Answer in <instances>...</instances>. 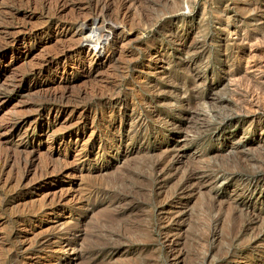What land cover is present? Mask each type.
Returning <instances> with one entry per match:
<instances>
[{
	"label": "rangeland",
	"instance_id": "rangeland-1",
	"mask_svg": "<svg viewBox=\"0 0 264 264\" xmlns=\"http://www.w3.org/2000/svg\"><path fill=\"white\" fill-rule=\"evenodd\" d=\"M246 80L264 0H0V264H264Z\"/></svg>",
	"mask_w": 264,
	"mask_h": 264
},
{
	"label": "bare ground",
	"instance_id": "bare-ground-1",
	"mask_svg": "<svg viewBox=\"0 0 264 264\" xmlns=\"http://www.w3.org/2000/svg\"><path fill=\"white\" fill-rule=\"evenodd\" d=\"M57 1V0H56ZM84 1V0H83ZM73 2H75V1H73ZM108 2V1H107ZM105 8V7H104ZM165 8V7H164ZM56 9V8H55ZM34 10H36V8L34 9ZM128 11V10H127ZM70 12V11H69ZM260 12V11H259ZM37 13V12H36ZM100 13H103V11L102 12H100ZM74 14V13H73ZM83 14V13H82ZM104 14V13H103ZM48 15V14H47ZM50 16V15H49ZM85 16V15H84ZM73 17V16H72ZM78 17V16H77ZM82 17V16H81ZM88 17V16H87ZM86 17V18H87ZM52 18V17H51ZM85 18V17H84ZM97 18V17H96ZM75 19V18H74ZM99 19V18H98ZM97 19V20H98ZM67 20V19H66ZM79 20H81V18L80 19H78L77 21H79ZM84 20V19H83ZM85 20H87V19H85ZM122 20V19H121ZM7 22V21H6ZM83 22V21H82ZM86 21H84V23H85ZM96 23V22H95ZM86 25V24H85ZM85 25H80V26H82V28H83V26L85 27ZM86 28V27H85ZM22 31V30H21ZM83 32H84V30H82ZM84 34V33H83ZM83 34H81V35H83ZM61 36V35H60ZM253 37V36H252ZM115 38V37H114ZM257 38V37H256ZM81 39V38H80ZM254 39H255V37H254ZM96 40V39H95ZM258 40V39H257ZM87 41H89V40H87ZM100 40H96L95 42L94 41H90V43H91V45H93V47H94V52L93 53H95V55L96 56H99L97 53V50L98 49H100L101 48V42H99ZM102 41V40H101ZM3 42V41H2ZM248 43H250L249 41H248ZM2 44V43H1ZM255 44V43H254ZM89 45V44H88ZM103 45V44H102ZM251 45H252V43H251ZM10 46V45H9ZM78 46H79V44H78ZM261 46V45H260ZM252 47V46H251ZM76 48V47H75ZM71 50V49H70ZM65 52V51H64ZM63 53V52H62ZM100 53V52H99ZM102 55V54H101ZM52 56V55H51ZM57 57V56H56ZM244 58V57H243ZM100 59V58H99ZM105 60V59H104ZM106 61V60H105ZM249 63V62H248ZM104 65V64H103ZM90 66V65H89ZM113 66V65H112ZM255 66V65H254ZM36 68V67H35ZM77 70V69H76ZM75 72V71H74ZM237 78V77H236ZM247 78V77H246ZM245 78V79H246ZM234 80V79H233ZM239 80V79H238ZM242 80V79H241ZM23 81V80H22ZM237 81V80H236ZM247 82H246V84H243V85H245V88H246V95L248 96V98L251 96L252 98H251V100L250 101H246L247 102V106H249V107H247L246 108V112L248 111L247 109H254V107H260V109H261V107H263L264 108V101L262 102V100H263V97H262V91H261V89H259V87L257 88V86L255 85V83H253L251 80H246ZM261 82V81H260ZM236 83H238V81L236 82ZM259 83V82H258ZM85 84V83H84ZM88 84V83H87ZM86 85V84H85ZM234 85V84H233ZM238 85V84H237ZM241 85V84H240ZM244 87V86H243ZM242 87V88H243ZM79 88V87H78ZM87 89H88V87H87ZM244 89V88H243ZM59 90V89H58ZM74 90V89H73ZM72 90V91H73ZM80 90V89H79ZM95 90V89H94ZM92 91V90H91ZM71 92V91H70ZM83 92V91H82ZM79 93H80V91H79ZM66 94V93H65ZM82 94V93H81ZM80 94V95H81ZM85 94V93H84ZM108 95V94H107ZM106 95V96H107ZM256 95V96H255ZM61 96V95H60ZM92 96V95H91ZM39 97V96H38ZM67 97H69V96H67ZM94 97H96V96H94ZM101 97H103V96H101ZM100 97V98H101ZM90 98V97H89ZM53 99V98H52ZM64 99V98H63ZM70 99V98H69ZM68 99V100H69ZM72 99V98H71ZM93 99V98H92ZM232 99V98H231ZM91 100V99H90ZM220 100V99H219ZM244 100H246L245 98H244ZM248 100V99H247ZM55 101V100H54ZM61 101V100H60ZM238 101V100H237ZM65 103V102H64ZM69 103V102H68ZM238 103V102H237ZM240 103V102H239ZM77 104V103H76ZM244 104V103H243ZM246 104V103H245ZM64 105H68V104H64ZM196 105V104H195ZM63 107V106H62ZM244 107V106H243ZM246 107V106H245ZM66 108V107H65ZM64 108V109H65ZM77 108V107H76ZM222 108V107H221ZM238 109V108H237ZM243 110V109H242ZM264 110V109H263ZM262 110V111H263ZM256 111L257 110H255L254 112L256 113ZM242 112V111H241ZM240 112V113H241ZM250 112V111H249ZM47 113V112H46ZM34 114V113H33ZM264 114V113H263ZM11 115V114H10ZM21 115V114H20ZM32 115V114H31ZM26 116V115H25ZM264 116V115H263ZM23 117V116H22ZM40 118V117H39ZM59 118V117H58ZM90 118V117H89ZM11 119V118H10ZM67 119V118H66ZM50 121V120H49ZM9 123V122H8ZM64 123V122H63ZM77 123V122H76ZM199 123V122H198ZM4 124V123H3ZM12 124V123H11ZM74 124V123H73ZM72 124V125H73ZM49 125V124H48ZM13 126V125H12ZM94 126V125H93ZM68 127V126H67ZM70 127V126H69ZM15 128V127H14ZM19 129V128H18ZM61 129V128H60ZM11 130V129H10ZM13 130V129H12ZM22 130V129H21ZM49 130V129H48ZM9 131V130H8ZM62 131V130H61ZM7 132V131H6ZM64 132V131H63ZM71 132V131H70ZM203 132V131H202ZM28 133V132H27ZM113 133H114V131H113ZM186 133V132H185ZM1 135V134H0ZM21 138V137H20ZM17 147V146H16ZM10 148V147H9ZM84 148V147H83ZM86 148V147H85ZM240 151V150H239ZM29 152V151H28ZM242 152V151H241ZM5 153V152H4ZM9 153V152H8ZM12 155V154H11ZM32 155H33V153H32ZM81 155V154H80ZM29 156H30V153H29ZM10 157V156H9ZM18 157V156H17ZM43 157V156H42ZM21 158V157H20ZM46 158V157H45ZM18 159V158H17ZM28 159V158H27ZM241 159V158H240ZM9 160V159H8ZM19 160V159H18ZM22 160H26V158L25 159H23L22 158ZM21 160V161H22ZM32 160V159H31ZM43 160V159H42ZM256 160H258V159H256ZM7 161V160H6ZM10 161V160H9ZM168 161V160H167ZM171 161V160H170ZM238 161V160H237ZM252 161V160H251ZM255 161V160H254ZM24 162V161H23ZM27 162H29L28 160H27ZM259 162V161H258ZM60 164V163H59ZM58 164V165H59ZM239 164V163H238ZM25 166H27L26 164H24ZM30 165V164H29ZM244 165V164H243ZM247 165H248V163H247ZM16 166V165H15ZM67 166V165H66ZM166 166V165H165ZM62 167V166H61ZM243 167V166H242ZM27 168V167H26ZM261 168V167H260ZM26 170V169H25ZM36 170V169H35ZM62 170V169H61ZM84 170V169H83ZM18 171V170H17ZM44 171V170H43ZM53 171H55V170H53ZM193 171V170H192ZM80 172V171H79ZM8 173V172H7ZM20 173V172H19ZM30 173V172H29ZM44 173V172H43ZM157 173V172H156ZM248 173V172H247ZM11 174V173H10ZM44 175V174H43ZM90 176V175H89ZM153 176V175H152ZM181 176V175H180ZM24 177H26V176H24ZM23 177V178H24ZM34 177V176H33ZM49 177V176H48ZM257 177V176H256ZM16 178V177H15ZM37 178V177H36ZM40 178H42V177H40ZM8 179V178H7ZM7 181V180H6ZM13 181V180H12ZM37 181V180H36ZM85 181V180H84ZM155 182V181H154ZM88 183V182H87ZM8 184V183H7ZM19 184V183H18ZM95 186V185H94ZM14 187V186H13ZM84 188V187H83ZM107 188V187H106ZM115 189V188H114ZM79 194V193H78ZM82 194V193H81ZM73 195V194H72ZM111 195V194H110ZM84 196V195H83ZM49 197V196H48ZM85 197V196H84ZM45 198V197H44ZM43 198V199H44ZM86 198V197H85ZM92 198V197H91ZM82 199V198H81ZM84 199V198H83ZM46 200V199H45ZM54 200V199H53ZM79 200V199H78ZM43 201V200H42ZM62 201V200H61ZM66 201V200H65ZM71 201V200H70ZM86 201V200H85ZM165 201V200H164ZM53 202V201H52ZM28 204V203H27ZM33 204V203H32ZM31 204V205H32ZM212 204V203H211ZM68 205H69V203H68ZM88 205V204H87ZM82 207V206H81ZM78 208H79V206H78ZM86 208V207H85ZM31 209V208H30ZM250 215H253L252 213L250 214ZM131 217V216H130ZM249 218V217H248ZM244 225V224H243ZM264 226V225H263ZM61 231V230H60ZM241 231V230H240ZM70 232V231H69ZM258 234V233H257ZM204 236V235H203ZM202 236V237H203ZM208 236V235H207ZM57 240V239H56ZM55 240V241H56ZM196 240V239H195ZM51 241V240H50ZM57 242V241H56ZM119 243V242H118ZM200 245V244H199ZM202 246V245H201ZM207 247V246H206ZM61 252V251H60Z\"/></svg>",
	"mask_w": 264,
	"mask_h": 264
}]
</instances>
